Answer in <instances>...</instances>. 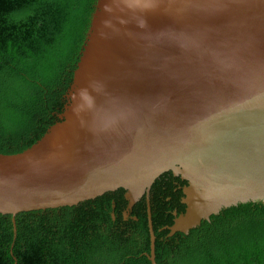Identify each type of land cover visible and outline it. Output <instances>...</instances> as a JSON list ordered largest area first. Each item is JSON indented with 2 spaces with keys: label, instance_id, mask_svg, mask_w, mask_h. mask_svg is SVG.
I'll list each match as a JSON object with an SVG mask.
<instances>
[{
  "label": "water",
  "instance_id": "obj_1",
  "mask_svg": "<svg viewBox=\"0 0 264 264\" xmlns=\"http://www.w3.org/2000/svg\"><path fill=\"white\" fill-rule=\"evenodd\" d=\"M66 99L36 144L0 154L15 232L21 212L124 189L125 217L146 198L158 264L149 196L164 173L188 181L171 234L264 204V0H97Z\"/></svg>",
  "mask_w": 264,
  "mask_h": 264
},
{
  "label": "trees",
  "instance_id": "obj_2",
  "mask_svg": "<svg viewBox=\"0 0 264 264\" xmlns=\"http://www.w3.org/2000/svg\"><path fill=\"white\" fill-rule=\"evenodd\" d=\"M97 0H0V154L36 144L61 121ZM188 181L171 171L151 189L158 264H264V204L212 215L188 234ZM119 189L74 206L0 213V264H152L148 205Z\"/></svg>",
  "mask_w": 264,
  "mask_h": 264
},
{
  "label": "bare ground",
  "instance_id": "obj_3",
  "mask_svg": "<svg viewBox=\"0 0 264 264\" xmlns=\"http://www.w3.org/2000/svg\"><path fill=\"white\" fill-rule=\"evenodd\" d=\"M196 215H198V214L195 211H193L192 214H191L189 222L192 221L196 217ZM186 224H188V222L187 223L186 222L185 223H181V226H186Z\"/></svg>",
  "mask_w": 264,
  "mask_h": 264
},
{
  "label": "flooded vegetation",
  "instance_id": "obj_4",
  "mask_svg": "<svg viewBox=\"0 0 264 264\" xmlns=\"http://www.w3.org/2000/svg\"><path fill=\"white\" fill-rule=\"evenodd\" d=\"M151 195H152V193H151V191H150V196H149V198H151Z\"/></svg>",
  "mask_w": 264,
  "mask_h": 264
}]
</instances>
